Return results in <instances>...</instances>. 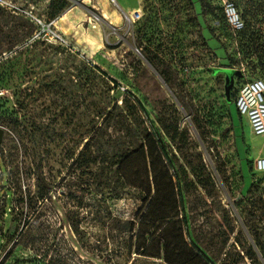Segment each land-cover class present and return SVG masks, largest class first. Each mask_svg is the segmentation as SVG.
<instances>
[{
  "label": "rangeland",
  "instance_id": "374dc122",
  "mask_svg": "<svg viewBox=\"0 0 264 264\" xmlns=\"http://www.w3.org/2000/svg\"><path fill=\"white\" fill-rule=\"evenodd\" d=\"M232 1L243 32L215 0H144L135 20L125 6L137 0H69L52 18L50 0H0V264H168L141 254L161 248L149 236L137 249L151 197L147 137L161 138L172 179L181 178L186 221L171 229L213 264L242 263L232 244L236 235L253 244L264 134L233 100L244 80L264 78V0ZM31 6L68 46L32 39ZM227 62L241 73L225 95L212 68ZM38 166L51 186L42 197ZM256 223L264 231V219ZM153 226L144 222L143 235Z\"/></svg>",
  "mask_w": 264,
  "mask_h": 264
},
{
  "label": "trees",
  "instance_id": "16d2710c",
  "mask_svg": "<svg viewBox=\"0 0 264 264\" xmlns=\"http://www.w3.org/2000/svg\"><path fill=\"white\" fill-rule=\"evenodd\" d=\"M69 4V0H50L49 8L51 18L55 17L57 14H60V12H62L66 7H68ZM245 30L246 26L244 24V28L239 32H243ZM227 58L230 62L234 60L232 57L229 56ZM228 63L229 62L221 65L230 66ZM105 113V110H103L101 115H104ZM165 131L168 132V129H166ZM145 141L146 142L142 148L144 159L146 162L147 155L150 160L149 172L146 167L145 169L147 171V174L152 175V182L149 183V190L148 194L145 196V200L146 198L148 200L149 194L151 197L149 198L148 205L146 206L144 212L141 214L140 217V222L138 226L139 234L137 235L136 240L137 249L143 247V245L141 244L142 238H144V236H149L151 239L150 243L156 240L161 245V248L153 254H147L144 251H142L141 254L162 258L168 264H213L209 260V258L201 251V249L198 248L195 244H188L184 242L183 235L180 230L174 231L171 229L170 224H174V222L176 224L177 221L178 223L186 221L184 209L181 208L180 210H178V207L180 206V204H182L181 194L177 189V187L180 186L181 178L178 176V173L174 172L173 175L175 176L176 182L173 181L172 174L169 172V166L172 161L169 158V163L165 162L164 158L162 157V155L168 154L166 152V145L161 141V138L158 137L157 140H154V138L147 137ZM154 154H156V159L154 157ZM79 155L80 153L78 154V156ZM78 156L76 159H78ZM156 161L158 165L162 166L161 176L163 177V181L158 179V176L156 174ZM34 175L35 182L39 188L37 197H42L49 193L51 186L44 178L42 170L39 166L37 167V170ZM152 186L153 194L151 195ZM165 186V189H168V191L161 195V188ZM89 191L90 190L87 188H82L83 195H86L87 193H89ZM158 201H162L164 205L160 206L158 212L151 214L150 208H152V206ZM253 207L254 208H251L249 210L251 218L249 231L253 244L249 243L244 237L240 238L238 235H236L235 237V242L233 243L234 245L232 244L233 248H235L236 246L238 247L236 253L239 256V261L242 262L241 264H264V231H262V228L256 223L257 219H264V206ZM182 213L183 216L182 218H180V215ZM146 221L154 223L155 226H153L150 233H147L146 231L143 235L144 231H142V224ZM181 241L183 242V249L177 247V242ZM228 256L229 253L227 251L223 258V262H225V259ZM245 259H248L249 263H246Z\"/></svg>",
  "mask_w": 264,
  "mask_h": 264
},
{
  "label": "built area",
  "instance_id": "2783aa9c",
  "mask_svg": "<svg viewBox=\"0 0 264 264\" xmlns=\"http://www.w3.org/2000/svg\"><path fill=\"white\" fill-rule=\"evenodd\" d=\"M221 7L225 20L233 32H238L244 28V21L241 18L232 0H215ZM33 6L26 13L31 17L36 29L32 34V39H44L49 42H57L66 45L62 35L54 28V19L45 20L32 14ZM144 0H138V6L132 10L131 19L143 17ZM233 103L237 111L246 116L250 130L253 134H264V78H253L244 80L238 88ZM254 169L264 172V153L254 158Z\"/></svg>",
  "mask_w": 264,
  "mask_h": 264
},
{
  "label": "water",
  "instance_id": "95a60500",
  "mask_svg": "<svg viewBox=\"0 0 264 264\" xmlns=\"http://www.w3.org/2000/svg\"><path fill=\"white\" fill-rule=\"evenodd\" d=\"M222 72L224 74V93L225 95H228L229 92L234 87L235 84V78L238 77L241 73V69L235 68V67H229V66H217L212 68V72ZM214 74V73H212ZM3 130L0 128V139H1V134ZM237 199V198H236Z\"/></svg>",
  "mask_w": 264,
  "mask_h": 264
},
{
  "label": "crops",
  "instance_id": "0c3cea01",
  "mask_svg": "<svg viewBox=\"0 0 264 264\" xmlns=\"http://www.w3.org/2000/svg\"><path fill=\"white\" fill-rule=\"evenodd\" d=\"M137 2H138V0H137ZM125 7H126V10L130 12V11L134 10L137 6H136V5H133V4L131 5V4L127 3ZM111 10H112L116 15H119V14H120V13L117 12L114 8H111ZM122 13H123V11H122Z\"/></svg>",
  "mask_w": 264,
  "mask_h": 264
}]
</instances>
